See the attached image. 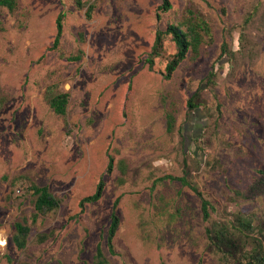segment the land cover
<instances>
[{
	"label": "rangeland",
	"instance_id": "374dc122",
	"mask_svg": "<svg viewBox=\"0 0 264 264\" xmlns=\"http://www.w3.org/2000/svg\"><path fill=\"white\" fill-rule=\"evenodd\" d=\"M87 2L92 18L76 0L0 5V264H95L99 242L110 264H240L264 247V0H171L165 12L162 0ZM201 19L210 34L170 78L169 35L150 66L157 31ZM225 42L236 57L221 56ZM49 86L69 92L66 116L45 99ZM185 158L189 179L215 207L208 221L198 195L165 178L182 175ZM101 178L102 197L81 211ZM31 184L48 186L60 206L34 218ZM118 196L111 254L106 236ZM238 214L253 219L243 234ZM17 221L30 226L22 249L13 241ZM213 222L242 234L235 257L210 241Z\"/></svg>",
	"mask_w": 264,
	"mask_h": 264
},
{
	"label": "trees",
	"instance_id": "16d2710c",
	"mask_svg": "<svg viewBox=\"0 0 264 264\" xmlns=\"http://www.w3.org/2000/svg\"><path fill=\"white\" fill-rule=\"evenodd\" d=\"M76 3L80 7H86V16L88 18H92V13L95 8L93 3L87 2L86 0H76ZM1 6H6L10 10H14L18 6V0H0ZM173 7L171 0H162L161 4L159 5V9L162 11H168ZM64 17L65 12L61 11L56 19V28L57 32L53 41V47L57 48L61 37L64 31ZM160 17V14H158ZM254 18L253 14H250L244 20V24L242 25L243 30L241 31L240 40L242 44L247 40L246 35V28L249 23ZM185 24V23H184ZM202 33H201V31ZM203 33L206 35L210 34V27L209 24L201 19L196 22L189 24L186 28L183 27L181 24L177 23H169L165 31L159 30L157 31L155 42L153 44L152 50L149 54L148 63L150 66L154 63V57L160 56L162 49L164 47L163 39L164 36L167 34L171 37L173 42L176 45V51L168 58L166 64V78H170L174 71L177 69L179 64L187 57L189 51L198 49L200 43L202 42ZM236 51L230 50L228 48L227 43L225 42L222 45L221 56L223 54H227L229 58L236 57ZM71 60H79L81 58L80 54L69 56ZM215 76L214 72H211L208 77V81L211 82L213 77ZM54 87V86H53ZM53 87H48L45 93V99L51 106V108L55 111V113L66 116L68 111V105L70 102V94L66 91H55ZM202 88L198 89L193 96L188 99V107L189 110L187 112V116L190 115L192 110H194L198 103L195 102L196 96L200 93ZM174 123V117L172 115L168 116V130L172 129V125ZM182 133V137L184 139V132ZM114 157H109V163L107 166V171L110 173L113 169ZM188 161L184 159V173L182 175H166L165 178H170L172 180L180 181L184 186H188L193 192H195L201 201V211L203 215V219L208 221L211 218V212L215 209L214 205L211 201L204 195V193L198 188V186L189 179V171L187 170ZM105 180L101 178L97 184V188L95 192L92 194L85 196L81 199L79 205L81 211L84 210L85 205L87 203L96 202L98 201L104 191ZM30 189L33 191V194L36 196L34 201L35 212L34 218H36L40 214H46L55 208L60 206L61 200L57 198L49 189L48 186L44 185H37L31 184ZM120 202V196H118L112 207L111 212V220L110 225L107 230V246L109 252L111 254H116V248L114 244V239L117 233V230L120 225V217L117 212V207ZM237 221L239 222L238 225L242 229H239L240 233H245V231L252 228L253 219L243 214H238L236 216ZM30 233V226L24 221H17L15 222V233L13 235V241L16 246L20 249L24 248L27 245L28 237ZM206 233L216 248L223 252L224 255L227 257H235L237 254V250L239 249V243L243 240L242 234L236 233L232 229V225L226 222H213L209 227L206 228ZM47 239L46 234H41L39 236L40 241H44ZM248 252V257L245 255L242 260H240V264H264V247H257L254 246ZM95 264H110L108 257L106 256L101 243L97 245L96 256H95Z\"/></svg>",
	"mask_w": 264,
	"mask_h": 264
},
{
	"label": "water",
	"instance_id": "95a60500",
	"mask_svg": "<svg viewBox=\"0 0 264 264\" xmlns=\"http://www.w3.org/2000/svg\"><path fill=\"white\" fill-rule=\"evenodd\" d=\"M2 237L1 233H0V238Z\"/></svg>",
	"mask_w": 264,
	"mask_h": 264
}]
</instances>
